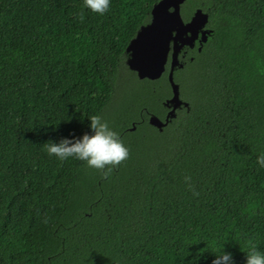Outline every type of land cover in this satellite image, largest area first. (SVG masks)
<instances>
[{
  "label": "trees",
  "instance_id": "1",
  "mask_svg": "<svg viewBox=\"0 0 264 264\" xmlns=\"http://www.w3.org/2000/svg\"><path fill=\"white\" fill-rule=\"evenodd\" d=\"M157 1L109 0L101 14L84 0H0V264H211L219 250L244 264L250 242L264 252V0L181 5L184 22L207 13L210 34L174 71L188 106L161 131L146 112L161 117L168 80L138 79L124 53ZM92 115L126 159L96 169L47 153Z\"/></svg>",
  "mask_w": 264,
  "mask_h": 264
},
{
  "label": "water",
  "instance_id": "2",
  "mask_svg": "<svg viewBox=\"0 0 264 264\" xmlns=\"http://www.w3.org/2000/svg\"><path fill=\"white\" fill-rule=\"evenodd\" d=\"M186 0H158L149 12V21L139 27L134 37L125 47V64L134 71L138 79L157 80L165 71L170 53L168 84L171 96L164 105L171 107L165 121L150 115L148 123L161 130L169 119L175 116V109L181 105L188 106L180 99L179 85L174 81L173 72L181 68L179 53L183 47H193L196 40L201 46L206 42L210 30L205 26L207 13L197 8L190 19L183 21L180 13L181 5ZM134 125L130 128L133 130Z\"/></svg>",
  "mask_w": 264,
  "mask_h": 264
},
{
  "label": "clouds",
  "instance_id": "3",
  "mask_svg": "<svg viewBox=\"0 0 264 264\" xmlns=\"http://www.w3.org/2000/svg\"><path fill=\"white\" fill-rule=\"evenodd\" d=\"M84 4L91 11L102 14L109 7V0H84ZM88 120L89 131L79 137L70 134L60 138L58 142L44 143L47 153L60 161L75 157L96 169H105L107 165H117L126 159L129 150L120 140L119 134L99 115H92ZM257 163L264 167V153L257 156ZM107 170L111 171L110 168ZM184 179L187 181L190 177L186 176ZM211 264H234V260L230 252L219 250ZM244 264H264V252L250 242Z\"/></svg>",
  "mask_w": 264,
  "mask_h": 264
},
{
  "label": "flooded vegetation",
  "instance_id": "4",
  "mask_svg": "<svg viewBox=\"0 0 264 264\" xmlns=\"http://www.w3.org/2000/svg\"><path fill=\"white\" fill-rule=\"evenodd\" d=\"M202 46V45H201ZM201 46L199 45V43H198V40H196L195 41V43H194V45H193V47H183L182 49H181V51H180V53H179V61H181V59L182 58H184L185 57V55L188 53V50L189 51H193V49L194 48H196L197 49V51H199L200 50V48H201ZM170 53H169V56H168V61H167V63H166V66H165V71L163 72V74L162 75H164L165 74V76H166V78H167V76H168V71H169V61H170ZM177 69V68H176ZM175 69V70H176ZM174 70V71H175ZM174 73V72H173ZM161 75V76H162ZM170 87V86H169ZM171 90V89H170ZM168 98H170V96L169 97H166L165 99H164V101L162 102V106L164 107V110H163V113H161V117H158L161 121H165V119H166V115H167V113L170 111V109H171V107H166L165 105H164V102H165V100H167ZM187 106H184V105H181L179 108H177V109H175V116H176V113L178 112V111H181L183 108H186ZM147 113V121L149 120V117H150V115H152V113H149V112H146ZM156 116V115H155ZM175 116L173 117V118H171V119H169L168 120V122H167V124L169 123V122H171V120L172 119H174L175 118ZM141 120H142V118H141ZM166 124V125H167ZM165 125V126H166ZM165 126H163L162 127V129L165 127ZM161 129V130H162ZM159 130V129H158ZM161 130H159V131H161Z\"/></svg>",
  "mask_w": 264,
  "mask_h": 264
},
{
  "label": "rangeland",
  "instance_id": "5",
  "mask_svg": "<svg viewBox=\"0 0 264 264\" xmlns=\"http://www.w3.org/2000/svg\"><path fill=\"white\" fill-rule=\"evenodd\" d=\"M121 82H126V81H122V80H120V82H119V84H121ZM136 85L138 84L137 82H134ZM163 85H164V82L162 83ZM162 85V86H163Z\"/></svg>",
  "mask_w": 264,
  "mask_h": 264
}]
</instances>
